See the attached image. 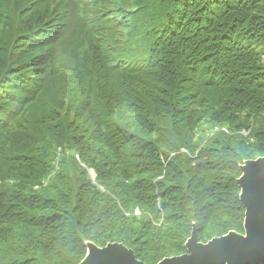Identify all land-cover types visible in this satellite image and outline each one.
<instances>
[{"label":"trees","instance_id":"1","mask_svg":"<svg viewBox=\"0 0 264 264\" xmlns=\"http://www.w3.org/2000/svg\"><path fill=\"white\" fill-rule=\"evenodd\" d=\"M43 2L0 0V264H79L87 242L158 264L193 223L243 234L264 0Z\"/></svg>","mask_w":264,"mask_h":264},{"label":"water","instance_id":"2","mask_svg":"<svg viewBox=\"0 0 264 264\" xmlns=\"http://www.w3.org/2000/svg\"><path fill=\"white\" fill-rule=\"evenodd\" d=\"M237 185L244 208V234L229 232L199 242L193 223L185 242L186 253L161 260L158 264H258L264 261V156L245 161L240 166ZM79 264H144L132 249L121 243L100 248L86 243V255Z\"/></svg>","mask_w":264,"mask_h":264},{"label":"rangeland","instance_id":"3","mask_svg":"<svg viewBox=\"0 0 264 264\" xmlns=\"http://www.w3.org/2000/svg\"><path fill=\"white\" fill-rule=\"evenodd\" d=\"M54 1L55 0H44V4H49V3H51V4H53L54 3ZM35 5H36V3H35ZM257 159V158H256ZM91 174H92V176L94 177V174L91 172ZM136 214H139V212L138 211H136L135 212ZM193 225V224H192ZM244 234V233H243ZM113 243H118V242H113ZM94 244V243H93ZM122 244V243H121ZM100 248H102V247H100Z\"/></svg>","mask_w":264,"mask_h":264}]
</instances>
